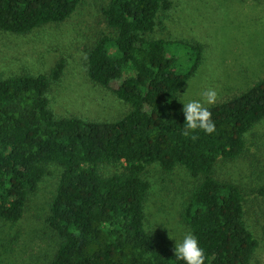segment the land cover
Returning <instances> with one entry per match:
<instances>
[{"label": "trees", "instance_id": "obj_1", "mask_svg": "<svg viewBox=\"0 0 264 264\" xmlns=\"http://www.w3.org/2000/svg\"><path fill=\"white\" fill-rule=\"evenodd\" d=\"M83 0H0V30L25 35L63 23ZM172 0H110L103 13L114 35L87 49L88 75L132 110L116 121L57 117L49 92L65 73L0 75V220L16 223L50 174L62 168L47 222L59 239L47 264H183L146 227L148 168H185L199 183L183 220L204 250V264H252L259 240L245 218V196L216 176L219 160L240 158L246 135L264 120V78L207 107L215 131L184 135L179 93L199 69L204 47H190L178 69L168 42L148 39ZM121 84L112 88V82ZM193 137H195L193 139ZM120 170L104 175L100 167ZM264 197V185L255 190Z\"/></svg>", "mask_w": 264, "mask_h": 264}, {"label": "rangeland", "instance_id": "obj_2", "mask_svg": "<svg viewBox=\"0 0 264 264\" xmlns=\"http://www.w3.org/2000/svg\"><path fill=\"white\" fill-rule=\"evenodd\" d=\"M110 0H83L63 23L48 24L25 35L0 30V75L50 73L66 60L63 78L49 92L57 117L90 121H116L132 107L113 90L88 75V55L98 39L114 35L103 9ZM173 6L159 18L148 39L168 42V55L178 69L189 65L190 47H204L203 61L179 93V101L202 100L209 88L217 92L214 104L233 98L264 78V0H172ZM121 81L112 82L117 88ZM212 105H205L206 107ZM244 154L235 160H219L216 176L239 186L245 196L246 222L259 240L252 264H264V197L255 190L264 185V120L245 137ZM50 174L32 194L22 219L0 220V264H47L59 239L47 222L62 168L49 166ZM104 175L120 169L104 165ZM151 189L146 201V227L157 242L174 250L175 241L191 233L183 220L189 198L199 183L183 167L172 173L158 164L148 168Z\"/></svg>", "mask_w": 264, "mask_h": 264}, {"label": "clouds", "instance_id": "obj_3", "mask_svg": "<svg viewBox=\"0 0 264 264\" xmlns=\"http://www.w3.org/2000/svg\"><path fill=\"white\" fill-rule=\"evenodd\" d=\"M202 100L190 99L187 102H181L182 112L185 117L184 135L190 132L202 130L206 134L215 131L214 122L211 119V112L205 105H212L217 99V92L209 88L202 94ZM195 137H193L194 139ZM174 257L183 264H204L205 253L199 246L197 237L191 233L186 234L182 240L175 241Z\"/></svg>", "mask_w": 264, "mask_h": 264}]
</instances>
